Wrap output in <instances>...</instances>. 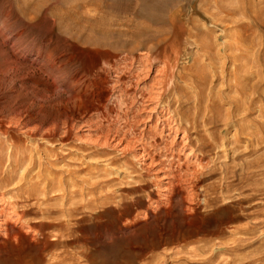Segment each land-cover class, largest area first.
Returning <instances> with one entry per match:
<instances>
[{
    "label": "rangeland",
    "instance_id": "374dc122",
    "mask_svg": "<svg viewBox=\"0 0 264 264\" xmlns=\"http://www.w3.org/2000/svg\"><path fill=\"white\" fill-rule=\"evenodd\" d=\"M228 2L172 0L174 6L170 4L167 10L159 13L166 18L174 8L181 9L180 20L193 34L197 31L185 23L188 16L195 18L200 31L208 30L217 73L215 80L210 74L208 60L201 55V44L193 40L189 45L182 41L180 45L175 44L177 42L159 46L148 43L147 48H118L115 51L94 49L83 44V38L100 37L98 34L102 30L110 32L104 37L105 41L117 44L122 40L133 41L131 35L137 25H149L147 28L152 32L168 30L165 23L147 22L141 16L140 0H0V210L5 207L6 213L14 211L17 215L18 221L13 224V218L7 223L14 232L18 230L34 236L31 241L20 237L12 241L9 228L5 226V231L0 233V264H55L56 260L60 261L56 264H264V143L254 148L241 138L229 147L225 141H231L239 127L224 129L221 126L219 132L214 131L216 140H219L216 145H221V137L226 144L214 148L208 138L212 130L196 124L194 108L186 110L178 106L179 97L172 94L171 87L160 89V95L152 105L147 101V95H140L144 88L141 82L137 89L124 73L116 78L114 74L108 76L106 71L115 58L121 60L125 56L130 57L134 67L143 54H153L156 61L166 56L171 62L173 45L178 52L173 81L178 82L176 76L180 73L189 78L186 85H177L181 84L184 92L192 97L197 84L202 82L196 79V73L200 70L205 74L209 72L203 81L204 87L207 95L217 102L214 104L222 117V112L224 116L231 103L221 97L236 96L233 89L229 92L222 82H225L228 72L237 70L236 74L244 86L242 89L245 88L243 90L256 99V104L251 105V116L243 121L245 129L254 130L251 131L253 133L260 129L264 134V128H261L264 127V0H233L230 5L233 3L234 6ZM221 3L223 6L216 7ZM249 3L251 7H248ZM243 4L245 12L240 11ZM224 6L226 11L219 10ZM229 6L233 7L232 11L227 8ZM195 8L201 9L203 14H192ZM234 8L238 11L233 13ZM227 10L230 14L226 13ZM239 11L242 14L236 16ZM212 16H215L214 20ZM229 21H236L238 26L232 22L228 24ZM225 24L228 29H225ZM231 34L234 36L227 38ZM16 38L19 45H13ZM36 51L48 55L40 64L30 61ZM231 53L238 59L236 61L233 57L236 63L228 57ZM47 59L57 60L53 63L55 68H49L52 64ZM45 60L48 63L45 64ZM6 62L11 66L20 64L16 79L15 73L9 71L8 79L3 80ZM158 67L150 68L148 77L144 79L146 82L158 75ZM13 111L21 113L19 132L13 131L16 126L7 122ZM148 112L151 114L145 117ZM137 115H142L138 120L144 121L131 130L129 125ZM154 122L159 124L160 130L163 129L161 135H151L149 127ZM100 126L114 127L109 140L111 148L106 154L88 146L83 139L87 134L91 137L98 134ZM118 126L123 130L119 135L115 133ZM133 130L139 137L137 146H134V158L129 154V148L124 149L129 140L124 135ZM5 131L9 132L4 135ZM171 141L173 148L167 144ZM64 142L66 144L60 145ZM22 151L30 154L33 160L38 159L41 167L35 165L31 174L20 179L21 169L13 164L11 158L9 160V155ZM186 156L190 161L185 165ZM192 162L201 163L204 168L196 178L191 176L193 183L189 187L194 186L193 193L197 197L188 202L190 208L184 207V212L182 204L177 203L182 191L174 181L176 175H183L185 166H191ZM148 167L150 172L146 170ZM223 169L231 174L225 176ZM210 170H214L212 176ZM204 179L203 184L201 181ZM157 182L163 186L156 187ZM170 182L176 184H172V195L168 194L172 202L169 200L153 211L162 197L161 192L169 187ZM205 184H213L211 186L214 187L213 198L211 195L208 197L207 205L211 204V208L203 206L199 186ZM86 205L95 210L85 208ZM27 223H35L37 228L32 230ZM232 229L238 230L239 234H232ZM234 237L239 241H233ZM221 243L225 244L219 246ZM212 244L217 246L213 253H209L208 247ZM62 253L71 257L66 259ZM72 256L76 259L73 260Z\"/></svg>",
    "mask_w": 264,
    "mask_h": 264
},
{
    "label": "bare ground",
    "instance_id": "6f19581e",
    "mask_svg": "<svg viewBox=\"0 0 264 264\" xmlns=\"http://www.w3.org/2000/svg\"><path fill=\"white\" fill-rule=\"evenodd\" d=\"M211 1V0H210ZM229 2V5H230V3L233 1H230V0H228ZM253 1V0H252ZM140 2H141V8H140V10H141V12H139L140 14H141V16L147 21V22H154V21H158V22H163V23H165L166 24V26L168 27V30L166 29V31L165 32H152V30H149L148 28V24H146V23H144V24H146V25H148L147 27H145V26H141V25H137L136 27H135V30H134V32H132V35H131V37H133L132 39H133V41H127V40H122L119 44H117L116 42H114V43H116V44H114V43H110L108 40L107 41H105L106 39H104V37H106V36H109L110 35V32L109 31H107V30H102L101 32L99 31V34L98 35H101L100 37H94V38H91L90 36H86L85 38H83L82 39V42H83V44L84 45H86V46H88V47H92V48H94V49H102V48H104V49H108V50H116V49H121V50H124V49H128V50H133V49H136V48H139V47H141V48H143V47H145L148 43H151L152 45H156V46H159V45H162V44H166V43H169V42H171V44H173V42H177V43H175V44H178V45H180V43H181V41L183 42V43H185L186 45H189V44H191L190 43V40L192 41H194L195 43H197V44H201L200 46H201V48H199V49H201L200 51H201V55L204 57L203 59H206V60H208V62H209V65H210V70H211V75H212V78L214 77L215 78V80H216V77H217V73H216V71H215V68H214V66H213V56H212V53H211V50H212V48H211V40H210V37H209V32H208V30H201L200 31V29L198 28V26H197V24H196V20H195V18L193 19V17H191V16H188L187 17V19H186V21H185V23H187V24H190L196 31H197V33L196 34H193L190 30H188L187 29V27H185V25L182 23V20H180V17L182 16V10L181 9H173L172 11H171V14L168 16V17H161V15H159V13H162L165 9L167 10L168 9V6L172 3V0H166V2H156V1H152V0H140ZM223 2V1H222ZM225 2V1H224ZM165 3H166V5H165ZM220 3V2H219ZM228 3H226V4H228ZM223 3H221V5H219V6H216V7H220V6H223L222 5ZM171 5H173V4H171ZM232 5H233V3H232ZM232 5H230V6H232ZM237 5V4H236ZM249 6L248 7H251L250 6V3L248 4ZM174 6V5H173ZM229 6V7H230ZM234 6V5H233ZM166 7V8H165ZM215 7V9H218V8H216ZM225 7V6H224ZM224 7H221V9H219V10H224V11H226V7L224 8ZM227 7L228 9H230L231 10V8H233V7ZM237 7V6H236ZM239 7V6H238ZM243 8H241L242 10H240L241 12L243 11V12H245L244 10V4H243V6H242ZM245 7H247V6H245ZM194 8V7H193ZM192 8V9H193ZM200 8V7H199ZM199 8H195L193 11H192V14H203V13H201V9H199ZM240 8V7H239ZM235 9V10H234ZM233 9V13H234V11L236 12V10L238 11V9L237 8H234ZM248 9V8H247ZM218 10V11H219ZM230 10H227V12L226 13H229V11ZM217 11V10H216ZM222 11H219V12H222ZM232 11V10H231ZM239 11V12H240ZM212 12V11H211ZM219 12H217V13H219ZM240 12V14L238 13L236 16H239V15H241L242 13ZM247 12V11H246ZM249 12H250V10H249ZM154 13V14H153ZM155 13H156V15L158 14V16H156L155 15ZM214 13H215V11H214ZM220 14H222V13H220ZM230 14V13H229ZM232 14V13H231ZM211 15V14H210ZM215 15V14H214ZM218 16H219V14H217ZM223 15H225L224 13L221 15V16H223ZM245 15H247V14H245ZM217 16V17H218ZM213 17V16H212ZM215 17V16H214ZM214 17L212 18V20H214ZM228 17V16H227ZM231 17H233V16H231ZM235 18V17H234ZM210 19V18H209ZM236 19V18H235ZM89 22V21H88ZM210 22H211V19H210ZM231 22L232 21H229L228 22V24H231ZM235 26L237 25L238 26V24H236V21H235V23L234 22H232ZM139 24H141V23H139ZM143 25V24H142ZM225 26H226V24H225ZM224 26V27H225ZM228 26V25H227ZM227 26L225 27V29L227 28ZM247 25H245V27H246ZM166 27V28H167ZM202 27V26H201ZM224 27H222V28H224ZM229 27V26H228ZM241 27H242V24H241ZM240 27V29H242ZM207 28V27H206ZM228 29V28H227ZM224 30V29H223ZM225 32H226V30H224ZM202 32V33H201ZM224 32V33H225ZM163 33H166V36H164L163 35ZM230 33V32H229ZM227 34V33H226ZM163 35V36H162ZM203 37H202V36ZM222 35H224V34H222ZM233 34H231V35H227L226 37L227 38H231V36H232ZM237 35V34H236ZM225 36V35H224ZM234 36V35H233ZM239 36V35H238ZM223 37V36H222ZM17 38H19V36L17 37ZM17 38L15 39L16 41L13 43V45H19V44H17L19 41H17ZM225 38V37H224ZM226 38V39H227ZM228 40V39H227ZM14 41V40H13ZM225 41V40H224ZM194 43V44H195ZM184 44V45H185ZM217 44V43H216ZM245 44V43H244ZM174 45V44H173ZM172 45V48H171V52H172V54H174V58H173V60L171 61V62H169L168 60V57H166V56H164L163 57V59L161 58V60L160 59H158V61H156V57L153 55V54H143L142 56H140V58H139V60L137 61L138 63H137V66L136 67H134L133 66V63L131 62V59H130V57H128V56H125V57H122V59L121 60H116V58H115V61H114V63H113V65H111V67L110 68H107V73H108V76H111L112 74H114V76L116 75V78L117 77H119V74L120 73H124L125 74V76H126V78L129 80V81H132L131 82V84H132V86L134 87V88H137L138 89V87H139V82H141V84H143V87L144 88H142V90L140 91V95L141 96H144V95H147L148 96V98H147V101H149L152 105H154V103H155V101H156V99L158 98V96L160 95V93H159V91H160V89H168L169 87H171V89H172V94H176V95H178V103H179V105L178 106H182L183 108H185L186 110H189L190 108H194V121L196 122V124L198 125V126H200L201 128H206V130L207 129H209V130H212V133H210V132H208V134L210 133V135H209V137L208 138H210L211 140H212V142H213V144H214V148H220V147H223V145H225L226 143H224V140H223V137H221L222 139H221V145L219 146V145H216V142H217V140H218V138H217V140H216V136H215V134H214V131L215 132H219V128H221V126L224 128V129H226V128H231V127H234V128H238V130H236L235 131V134L234 133H231V134H234L233 135V137H231V141H228V139L225 141V142H227L228 144H227V146H234L235 144H236V142L239 140V139H241V138H243V139H246L245 141L247 142V144H252V145H254V148H257V147H259V145H261L262 143H264V134H262V132H263V130H260L259 128V130H260V132H259V130H256L257 132H259V134H257V132L255 131V133H253V132H251V131H254V130H246L245 129V125L246 124H244L243 123V121H245V120H247V118H249V116H251L250 115V110H252L251 109V105H253V104H256V102H255V100H254V98H251L253 95H251V97H250V95H249V92L247 93L246 92V90H243V89H245V88H243L242 89V87L241 86H243L241 83V81H240V79H239V77L237 76V74H236V71H234V72H228L227 73V76H226V80H225V82L223 83L222 82V84H224L228 89H229V92L231 91V89H233L232 90V93H235L236 94V96H227V97H221L223 100H229L230 101V107H229V110H227L226 111V113H225V115L223 116V112H222V117H220L221 115H220V111H219V109L217 108V105H215L214 104V102H216V101H213L211 98H210V96L209 95H207V93H206V90H207V88L206 87H204V83H203V81L206 79V78H208V76L209 75H207V73H209V72H207L206 74L205 73H203V72H201V70H200V72L198 71L197 73H196V79H200L199 81H202V82H200V84L198 83V82H196V83H198L197 84V86H198V88H197V91L195 92V95L194 96H189V95H191V94H187L186 92H184V87L183 86H180L181 84H187V82H189L188 81V79H187V77L185 76V75H183L182 73H180V74H178V76H176L177 77V80H178V82H174L173 81V78H174V75H175V72H174V70L176 69L175 67H176V62H177V60H176V57H177V55H178V52L175 50L176 48H174V46ZM214 45V44H213ZM171 46V45H170ZM226 46V45H225ZM224 46V47H225ZM231 46V45H230ZM237 46V45H236ZM151 46L149 45V48H148V50H150L151 48H150ZM198 47V46H197ZM227 47V46H226ZM15 48V47H14ZM13 48V49H14ZM18 48V47H17ZM146 48H147V46H146ZM240 48V47H239ZM21 49V48H20ZM19 49V50H20ZM227 49H228V47H227ZM230 49V48H229ZM147 50V51H148ZM240 50V49H239ZM12 51V50H11ZM199 51V50H198ZM227 51V50H226ZM236 51V50H235ZM248 51V50H247ZM17 52V51H16ZM19 52V51H18ZM42 52V51H41ZM225 54H226V52H224ZM232 53H233V51H232ZM231 53V55L230 56H228V57H231L232 59V63H236L234 60L236 59L234 56H233V54ZM48 54V53H47ZM124 54V53H123ZM245 54V53H244ZM193 55V54H192ZM237 55V54H236ZM26 56V55H25ZM35 57H34V59L33 60H30L32 63H34V64H36L37 62V64H40V61H43V59H44V57L46 56H44L43 55V53L41 54L40 52H37L36 51V53H35V55H34ZM48 56V55H47ZM46 56V57H47ZM173 56V55H172ZM216 56V55H215ZM20 57H22V58H25L24 57V55H21ZM45 57V58H46ZM198 57V56H197ZM233 57H234V60H233ZM52 58V57H51ZM51 58H49L50 60H51ZM195 58V57H194ZM199 58V57H198ZM217 58V57H216ZM241 58H243V57H241ZM201 59V58H200ZM245 59V58H244ZM48 60V59H47ZM50 60H48V62H51V64L52 65H50L49 66V68H52V67H54V64L57 62V60H52V61H50ZM238 59H236V61H237ZM46 61V60H45ZM44 61V62H45ZM61 61V60H60ZM155 61V62H154ZM193 61H194V59H193ZM13 62V61H12ZM43 62V63H44ZM47 61L45 62V64L46 63H48ZM55 62V63H54ZM195 62H197V61H195ZM203 62V61H202ZM207 62V63H208ZM7 63V62H6ZM54 63V64H53ZM191 63V62H190ZM194 63V62H193ZM197 63H199V62H197ZM196 63V64H197ZM200 63H201V61H200ZM206 63V64H207ZM243 63V62H242ZM4 64H5V62H4ZM50 64V63H49ZM244 64V63H243ZM32 65V64H31ZM57 65V64H56ZM156 65H159V67H158V71H156V72H158V75L156 76H153V78L152 79H150V81L149 82H146L144 79L146 78V77H148V73H149V71H150V68L151 67H154V66H156ZM188 65V64H187ZM200 65V64H199ZM235 65V64H234ZM234 65H232V66H234ZM240 65V64H239ZM20 64H18V63H15L14 64V66H11L9 63H7V65H6V67H5V72H4V75H3V80H7L8 79V73H9V71H11V72H14L15 74V79L18 77V76H16V74H18L17 72L19 71V69H21L20 67ZM240 67V66H239ZM238 67V68H239ZM242 67H244V66H242ZM24 68V67H23ZM55 68V67H54ZM175 68V69H174ZM191 68V67H190ZM230 68V67H229ZM228 68V69H229ZM234 68V70H235V67H233ZM237 68V69H238ZM38 69V68H37ZM44 69V68H43ZM201 69V68H200ZM218 69H219V67H218ZM55 70V69H54ZM195 70V69H194ZM204 70V69H203ZM206 70V69H205ZM230 70V69H229ZM229 70H227V71H229ZM241 70V69H240ZM34 71V70H33ZM53 71V70H52ZM153 71V70H152ZM226 71V70H225ZM226 71V72H227ZM246 71V70H245ZM38 72H39V70H38ZM42 72V71H41ZM188 72H189V69H188ZM196 72V71H195ZM194 72V73H195ZM225 72V73H226ZM240 72V71H239ZM178 73V72H177ZM224 73V72H223ZM222 73V74H223ZM240 74V73H239ZM118 75V76H117ZM224 75V74H223ZM241 75H243V74H241ZM50 76V75H49ZM175 77V78H176ZM248 77V76H247ZM60 78V77H59ZM223 79H224V77H223ZM259 79V78H258ZM10 80H12V81H14L15 82V80H14V78H11ZM49 80V79H48ZM219 80V79H218ZM222 80V79H221ZM241 80H243V79H241ZM248 80V79H247ZM59 81V80H58ZM113 81H115V79L113 80ZM196 81V80H195ZM224 81V80H223ZM221 82V81H220ZM241 82V83H240ZM75 83V82H74ZM177 83H181L180 85L178 84L177 85ZM192 84H193V82H191ZM196 83H194V84H196ZM189 84V83H188ZM213 84H215V83H213ZM206 85V84H205ZM216 85H217V83H216ZM215 85V86H216ZM67 86H69V85H67ZM193 86V85H192ZM224 86V87H225ZM74 87V86H73ZM183 87V88H182ZM210 87V86H209ZM244 87V86H243ZM246 88H248L247 86H245ZM192 88V87H191ZM215 88V87H214ZM136 90V89H135ZM193 90V89H192ZM208 90H209V88H208ZM212 90V89H211ZM210 90V91H211ZM248 90V89H247ZM195 91V90H194ZM213 91V90H212ZM221 91V90H220ZM227 91V90H226ZM253 91V90H252ZM65 92V91H64ZM136 92H137V90H136ZM144 92H146V94H144ZM229 92H227L228 94H229ZM226 93V94H227ZM208 94H210V92H208ZM227 94V95H228ZM234 94V95H235ZM251 94H253V92L251 93ZM77 95V94H76ZM193 95V94H192ZM211 96H212V93L210 94ZM216 95V94H215ZM224 95H225V92H224ZM263 95V94H262ZM217 97V96H216ZM77 98V97H76ZM221 98H219V99H221ZM78 100H79V98H77ZM211 99V100H210ZM218 99V100H219ZM263 100V99H262ZM80 101V100H79ZM124 101V100H123ZM122 101V102H123ZM133 101H134V99H133ZM132 101V102H133ZM121 102V101H120ZM217 103V102H216ZM226 103V102H225ZM259 103V102H258ZM128 104V103H127ZM132 105V104H131ZM229 106V105H228ZM119 107H120V105H119ZM118 107V108H119ZM125 108V107H124ZM140 109H142V108H140ZM143 109H145V107L143 108ZM226 109V108H225ZM224 109V110H225ZM261 109V108H260ZM14 110V109H13ZM137 110V109H136ZM138 110H139V108H138ZM221 110V109H220ZM262 110V109H261ZM12 111V110H11ZM124 111H126V110H124ZM220 113H219V112ZM263 111V110H262ZM185 112V111H184ZM261 112V111H260ZM125 113V112H124ZM12 115H11V117H8L7 119H9L7 122L10 124V126L12 125L13 127L14 126H16V128L15 129H13V131H15V132H19L20 131V128H19V125H18V123H19V119L21 118V113H20V111H13L12 113H11ZM151 114V112H148V113H146L145 114V117H147L148 115H150ZM186 114V113H185ZM263 114V113H262ZM192 115V114H191ZM9 116V115H8ZM142 115H137V116H135V117H133V122L129 125V128L132 130L133 128H136V125L139 123V122H143L144 121V119L142 120V121H140V120H138V119H140V117H141ZM193 116V115H192ZM263 116V115H262ZM258 117H260V116H258ZM123 118V117H122ZM158 119V118H157ZM156 119V120H157ZM128 122V121H127ZM118 123V122H117ZM245 123H247V122H245ZM119 124V123H118ZM116 126V125H115ZM138 126V125H137ZM261 126V125H260ZM110 128V127H109ZM107 129V128H103V127H99V129H98V131H96V133L98 132V134H96V135H94L93 137H91V136H89V135H91V134H87L86 136H84L83 137V139L85 140V143L88 145V146H92L94 149H96V150H101V151H103L105 154H106V152L108 151L107 149H110L111 148V142H109V140H110V137H111V133H112V131H114L113 130V128H110V129ZM125 128V127H124ZM150 129V132H151V135L152 136H154V135H161L164 131H163V129L162 130H160V127H159V124L157 123H153V126H151V127H149ZM261 128H264V127H261ZM107 129V131H106V133L104 132L105 130ZM233 129V128H232ZM247 129H249V128H247ZM254 129V128H253ZM135 130V129H134ZM134 130H133V132H131V133H128V131H127V133L124 135L125 137V139L126 138H128L129 137V140H128V142L126 143V148H124V149H130V151H129V154H131L132 155V157L134 158L135 156H136V152H135V150L134 149H136V148H134V146L139 142L138 141V138H137V136L138 135H134ZM120 131H123V130H121L120 128H119V126H118V128H116V134L117 135H119L120 134ZM137 131V130H136ZM233 131H234V129H233ZM9 131H5V133H4V135H6L7 133H8ZM125 133V132H124ZM133 133V134H132ZM136 133V132H135ZM140 134V133H139ZM132 136V137H131ZM218 136V135H217ZM223 136V135H222ZM231 136V135H230ZM161 138H163L162 136H161ZM226 138H228V137H226ZM225 138V139H226ZM230 139V138H229ZM139 140H141V139H139ZM199 140V139H198ZM209 140V139H208ZM211 140H210V142H211ZM127 141V140H126ZM207 141V140H206ZM219 141V140H218ZM209 142V141H208ZM246 142H244V143H246ZM201 143V142H200ZM64 145V144H66V142H64V143H60V145ZM168 145H169V147L170 148H173V146H174V144H173V142L171 141V142H169V143H167ZM218 144V143H217ZM52 145V144H51ZM212 145V144H211ZM137 146V145H136ZM53 147V146H52ZM140 147V146H139ZM175 147V146H174ZM224 147H226V146H224ZM236 147V146H235ZM248 147V146H247ZM117 148V147H116ZM211 149H213V148H211ZM222 149V148H221ZM220 149V150H221ZM180 150H182V149H180ZM217 150V149H216ZM228 150V149H227ZM231 150V149H230ZM214 151H215V149H214ZM233 151V150H232ZM14 152V151H13ZM19 152V151H18ZM236 152V151H235ZM238 152V151H237ZM32 153V152H31ZM122 153V152H121ZM124 153V152H123ZM217 153V152H216ZM49 154V153H48ZM30 154H28V155H26L25 154V152H21V153H17V154H15V155H9V160H10V158L12 159V162H13V164H15V166L18 168V169H21V172H20V179H22V177H25L26 175H28V174H31L30 173V171L31 170H33V168L35 167V165H37V166H39V168L41 167V163H39L38 162V159H37V161H35V160H33V157L30 155ZM53 156V155H52ZM258 156V155H257ZM46 157H48L47 155H46ZM260 157V156H259ZM264 157V156H263ZM37 158V157H36ZM195 158V157H194ZM190 159V157L189 156H186L185 157V165H186V162L188 161ZM42 160V159H41ZM141 160V159H140ZM139 160V161H140ZM47 161V160H46ZM190 161V160H189ZM201 162V161H200ZM245 162H246V160H245ZM258 162V161H257ZM262 162V161H261ZM189 163V162H188ZM193 163V162H192ZM45 164H47V166H49V163H46L45 162ZM169 164V163H168ZM191 164V163H190ZM250 164V163H249ZM248 164V165H249ZM171 165V164H170ZM241 166L243 165V164H240ZM248 165H246L247 166V168L249 169L250 168V166L248 167ZM36 166V167H37ZM262 166V165H261ZM264 166V165H263ZM170 167V166H169ZM220 167V166H219ZM178 168V167H177ZM202 168H204V165H202L201 163H193V164H191V166H189V165H187V166H185V171H184V173H183V175H179L178 173V175L179 176H177L176 175V177H175V183H177V185L175 184V183H173V182H170L169 184H168V186L169 187H167V189L165 190V191H163V192H161V194H162V197H160L161 199H159L158 201H157V204H156V206H154L152 209H153V211L154 210H156L157 209V207L159 206V205H166L168 202H169V200L172 202V200H171V198H169L168 197V194H170L171 193V191L173 190V186H172V184H175L177 187H178V189H181V191L182 192H179V196L181 197V199H180V201H178L177 203L179 204V203H181L182 205V209H183V211L184 212H186L184 209V207H188L189 205H188V202H190V201H192L193 200V197L194 196H196L197 197V195H195L194 193H193V187H189V185L191 184V183H193L192 181V178L193 177H195L196 178V175H198L197 173L202 169ZM13 169V168H12ZM179 169V168H178ZM247 169V170H248ZM148 172H150V168L148 167V169H146ZM153 170V169H152ZM224 170H226V169H223V171L222 172H224ZM228 170V169H227ZM231 170V169H230ZM261 170V169H260ZM214 170H210L209 171V173H210V175H211V173L213 172ZM229 172V171H228ZM242 172V171H241ZM37 173H38V171H37ZM250 173V172H249ZM39 175L41 174V172H39L38 173ZM36 175V177H37V179L39 178V175ZM182 174V173H181ZM215 174V173H214ZM231 174V173H230ZM229 173H226V172H224V175L226 176V175H230ZM233 174V173H232ZM210 175H208V176H210ZM40 176H42V175H40ZM156 176V175H155ZM191 176H192V178H191ZM212 176V175H211ZM225 176H224V178H225ZM46 177V176H45ZM44 177V178H45ZM191 178V179H190ZM226 178H228V177H226ZM231 178V176L228 178V179H230ZM41 179V178H40ZM174 179V178H173ZM209 180V179H208ZM225 181H226V179H224ZM223 180V181H224ZM206 180L204 179L203 181H201V183H203V182H205ZM45 182V181H44ZM59 182H60V180H59ZM222 182V181H221ZM156 183V182H155ZM161 184V183H160ZM204 184V183H203ZM174 185V186H175ZM211 185H213V184H211ZM211 185H208V184H205V185H201V186H199L200 188H201V192H202V197H203V200H202V202H203V206L204 207H207V206H209V205H207L208 204V202H209V196L211 195V197L213 198V193H214V187L213 186H211ZM227 184H225V186H226ZM251 185V184H250ZM158 186H163V184H161V185H159L158 184V182H157V186L156 187H158ZM196 186V185H195ZM221 187V186H220ZM229 187V186H228ZM259 187V186H258ZM45 188V187H44ZM158 188H160V187H158ZM157 188V189H158ZM217 188V187H216ZM222 188H223V186H222ZM226 188V187H225ZM224 189V188H223ZM222 190V189H221ZM221 190H220V192H221ZM43 191H44V189H43ZM179 191V190H178ZM219 191V190H218ZM227 191V190H226ZM159 192V191H158ZM172 192H174V191H172ZM216 192V191H215ZM35 193V192H34ZM37 193V192H36ZM217 194V193H216ZM170 195H172V194H170ZM169 195V196H170ZM176 195H178V194H176ZM215 195V194H214ZM105 197V196H104ZM162 198H163V200H162ZM104 199V198H103ZM106 199V198H105ZM177 200V198L175 199V201ZM1 201V200H0ZM105 202V201H104ZM103 202V204H105ZM229 202V200H227V203ZM90 203V202H89ZM176 203V202H175ZM216 203V202H215ZM91 204H93V203H91ZM95 204V203H94ZM101 204V203H100ZM107 204V203H106ZM213 204V203H212ZM10 205V204H9ZM99 205V204H98ZM90 206H92V205H90ZM100 206V205H99ZM104 206V205H103ZM170 206V205H169ZM178 206V205H177ZM210 206H211V204H210ZM209 206V207H210ZM96 207H97V205H96ZM119 207V206H118ZM122 207V206H121ZM125 207V206H124ZM203 207V208H204ZM215 207V206H214ZM9 208H11V207H9ZM85 208H88L87 207V205L85 206ZM93 208V207H92ZM92 208H88V209H91L92 210ZM100 208V207H99ZM179 208V207H178ZM180 208V209H181ZM188 208H190V207H188ZM187 208V209H188ZM202 208V209H203ZM211 208V207H210ZM94 210H95V208H93ZM176 209V208H175ZM186 209V210H187ZM9 210V209H8ZM214 210V209H213ZM73 211V210H72ZM78 211V210H77ZM178 212V211H177ZM181 212V211H180ZM188 212V211H187ZM198 212V211H197ZM71 213V212H70ZM139 214H141L142 216L144 215V213H139ZM180 214V213H179ZM69 215V214H68ZM73 215V214H72ZM17 215L14 213V211H11V212H9V213H6L5 212V207L4 208H2L1 210H0V218L2 219V222L0 221V233L2 232V231H5L4 230V227L5 226H7V223L9 222V221H12V219L14 218L15 219V221L13 222V224L16 222V221H18V219H16L17 217H16ZM69 216H71V214L69 215ZM138 216V215H137ZM262 216V215H261ZM193 217V216H192ZM135 218V217H134ZM183 218H186L185 216L183 217ZM254 218H255V216H254ZM257 218V217H256ZM200 220V219H199ZM28 225H29V228H32V230L34 229H36L37 228V225H35V223H27ZM12 226V225H11ZM65 226V225H64ZM79 226V225H78ZM8 227V226H7ZM9 229H7L8 230V232H10V236H11V239H12V241H17V239H19V237L22 239V240H27V241H31V239L34 237V236H27L26 234H24V233H22L21 231H18L17 230V232L15 231H13L12 230V228H10V226L8 227ZM190 228V227H189ZM185 229V228H184ZM65 230V229H64ZM182 230V229H181ZM197 230H200V229H197ZM225 230V229H224ZM184 231H186V230H184ZM217 231V233L219 234L220 233V230H219V232H218V230H216ZM7 232V231H6ZM12 232V233H11ZM73 232V231H72ZM188 232V231H187ZM191 232V231H190ZM194 232V231H193ZM212 232V231H211ZM215 231H213V233H214ZM232 234H235V233H238L239 231L238 230H235V229H232L231 231H230ZM3 234V233H2ZM72 234V233H71ZM75 234V233H74ZM206 234H208V233H206ZM211 234V233H210ZM221 234V233H220ZM239 234V233H238ZM188 235V234H187ZM212 235V234H211ZM236 235V234H235ZM83 236V235H82ZM80 237V236H79ZM185 237H187L186 235H185ZM189 237V236H188ZM80 238H82V237H80ZM190 238V237H189ZM11 239H10V241H11ZM76 240V239H75ZM19 241V240H18ZM45 241V240H44ZM79 241V240H78ZM78 241H76V243L78 242ZM202 241V240H201ZM233 241H239V238H237L236 240H235V237H234V239H233ZM74 242V241H73ZM200 242V241H199ZM243 242V241H242ZM82 243V242H81ZM183 243V242H182ZM197 243V242H196ZM203 243V242H202ZM234 243V242H233ZM237 243V242H236ZM72 244V243H71ZM86 244V243H85ZM180 244V243H179ZM207 244V243H206ZM205 244V245H206ZM225 243H221L219 246H223ZM238 244V243H237ZM239 244H241V243H239ZM76 245V244H75ZM191 245H193V244H191ZM190 245V246H191ZM203 245V244H202ZM201 245V246H202ZM66 246V245H65ZM73 246H74V244H73ZM77 246V245H76ZM85 246V245H84ZM216 246L217 245H211L210 247H208L207 249L209 250L208 252L209 253H213V251H214V249L216 248ZM71 247V246H70ZM75 247V246H74ZM74 247H72V248H74ZM77 247H79V246H77ZM83 246H81V248H82ZM192 247V246H191ZM69 248V247H68ZM186 248V247H185ZM190 248V247H189ZM193 248H194V246H193ZM76 249V248H75ZM192 249V248H191ZM68 250V249H67ZM71 250V249H70ZM74 250V249H73ZM204 250H206V249H204ZM182 251V250H181ZM191 251V250H190ZM195 251V250H194ZM82 252V251H81ZM80 252V253H81ZM188 252V251H187ZM40 253V252H39ZM65 253H66V250H65ZM63 254L64 255V257H65V255H66V259H67V257L69 256V257H71L70 256V254L67 256V254ZM68 253V252H67ZM193 253V252H192ZM197 253V252H196ZM72 254V253H71ZM83 254V253H82ZM85 254V253H84ZM178 254V253H177ZM188 254V253H187ZM38 256V259H41V256L39 255V254H37ZM59 256V255H58ZM74 256V255H73ZM73 256H72V258H73ZM77 256H78V254H77ZM194 256H198V255H194ZM200 256V255H199ZM60 257H62V255L60 256ZM202 257V256H201ZM44 258V257H43ZM79 258H81V257H79ZM83 258V257H82ZM85 258V257H84ZM188 258V257H187ZM198 258V257H197ZM56 259H61V258H56ZM56 259H54V261L53 262H55V260ZM76 259V258H75ZM74 258H73V260H75ZM168 259V258H167ZM83 260V259H82ZM59 261V260H58ZM57 260H56V263L58 262ZM68 261V260H67ZM217 261V260H216ZM61 262H63L62 260H61ZM55 263V264H56ZM59 263H60V261H59ZM155 263V262H154ZM207 263V262H206ZM54 264V263H53Z\"/></svg>",
    "mask_w": 264,
    "mask_h": 264
}]
</instances>
